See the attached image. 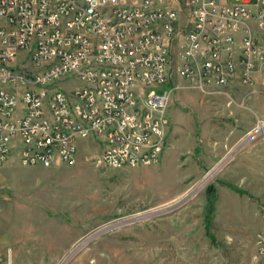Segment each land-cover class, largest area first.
Here are the masks:
<instances>
[{
    "label": "built area",
    "instance_id": "built-area-1",
    "mask_svg": "<svg viewBox=\"0 0 264 264\" xmlns=\"http://www.w3.org/2000/svg\"><path fill=\"white\" fill-rule=\"evenodd\" d=\"M174 74L264 85V0H0V165L72 162L88 138L110 166L157 162Z\"/></svg>",
    "mask_w": 264,
    "mask_h": 264
},
{
    "label": "rangeland",
    "instance_id": "rangeland-1",
    "mask_svg": "<svg viewBox=\"0 0 264 264\" xmlns=\"http://www.w3.org/2000/svg\"><path fill=\"white\" fill-rule=\"evenodd\" d=\"M171 90L174 131L157 162L110 166L88 138L72 162L0 165L11 264H263L264 85L200 87L174 74Z\"/></svg>",
    "mask_w": 264,
    "mask_h": 264
},
{
    "label": "crops",
    "instance_id": "crops-1",
    "mask_svg": "<svg viewBox=\"0 0 264 264\" xmlns=\"http://www.w3.org/2000/svg\"><path fill=\"white\" fill-rule=\"evenodd\" d=\"M242 106L240 105V104H238V106H236L235 107V113L236 114H240L241 112H242V108H241ZM172 112H173V114H175V110H172ZM247 112H249V111H247ZM248 115H249V113H248ZM171 116V115H170ZM250 116V115H249ZM173 118V117H172ZM250 118H252L251 116H250ZM174 131V124H172L171 125V128H170V131H169V135L171 136ZM247 158V157H246ZM245 158V159H246ZM258 160H257V164H258V166L262 169V168H264V153H260L259 155H258ZM244 158H243V160H245ZM260 174V175H259ZM259 174L257 175V176H259V177H261L262 178V181L264 182V170L263 171H261V172H259ZM262 174V175H261ZM263 188H264V186H263Z\"/></svg>",
    "mask_w": 264,
    "mask_h": 264
}]
</instances>
